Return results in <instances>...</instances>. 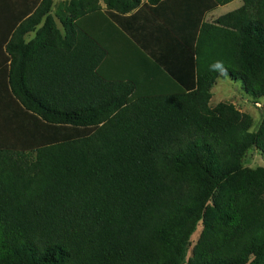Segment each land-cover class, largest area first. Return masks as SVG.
I'll return each mask as SVG.
<instances>
[{
    "label": "trees",
    "instance_id": "obj_1",
    "mask_svg": "<svg viewBox=\"0 0 264 264\" xmlns=\"http://www.w3.org/2000/svg\"><path fill=\"white\" fill-rule=\"evenodd\" d=\"M231 1L64 0L61 31L53 0H0V264H264V118L210 106L219 76L264 97V0L204 19ZM145 7L188 68L132 98L104 33L132 45L115 16Z\"/></svg>",
    "mask_w": 264,
    "mask_h": 264
},
{
    "label": "crops",
    "instance_id": "obj_2",
    "mask_svg": "<svg viewBox=\"0 0 264 264\" xmlns=\"http://www.w3.org/2000/svg\"><path fill=\"white\" fill-rule=\"evenodd\" d=\"M58 1L59 0H53L50 12L54 18L57 27L62 31L61 24L58 18L54 15V11L56 10L54 4L58 3ZM144 1L145 0H142V2ZM233 1L236 2L237 7L242 5V0ZM25 2L27 4L32 5L33 2L38 3L39 0H25ZM101 6L102 8H104V4ZM220 6L206 12L204 15V19L210 20L222 13L229 11H222V13L219 14L214 13V11ZM33 8L30 9L28 13H31ZM115 17H117V21L120 25L125 26L128 28L129 31L134 32L135 41L133 40L132 45H135V48L123 37L122 34L118 32L117 28L116 30L113 27L110 32L112 34H108V32L104 33V35H111V39H108V42H105V47L109 51V54L104 58L102 65L107 64L109 60L112 61L114 54H119L123 52V43L126 41L130 45L129 52L132 54V63H134L135 68L140 72V76L138 75V73L137 76H135V81L138 83L141 89L157 88L162 90L163 88H174L175 80L171 79L164 71V66L162 65L161 61H163L165 64L171 63L174 65V63H177L178 66L182 69H184V67L188 68V65H186L184 62V50L182 51V49L177 47L176 38L166 31L165 22L162 20V18H160L159 15H156V17H154L150 12V9L147 7L138 8L129 13L121 14L120 16ZM40 25L41 23L39 24V26ZM34 37L35 30H31L23 36V39L25 42H29ZM1 55L2 57L3 55H7L4 49V45L0 49V56ZM8 63L9 61L7 62V64ZM117 78L133 79V75H130V73H128L127 75H122Z\"/></svg>",
    "mask_w": 264,
    "mask_h": 264
},
{
    "label": "rangeland",
    "instance_id": "obj_3",
    "mask_svg": "<svg viewBox=\"0 0 264 264\" xmlns=\"http://www.w3.org/2000/svg\"><path fill=\"white\" fill-rule=\"evenodd\" d=\"M62 0H59L58 3L54 4L55 8L60 4ZM100 4L102 2L100 1ZM237 7L235 1L227 3L220 6L214 11V13L219 14L222 11L231 10ZM94 27L97 29L99 24L95 22ZM130 46L127 45V42H124L123 52L119 54H114V57L108 61L107 64L101 66L102 73L106 76L120 77L122 75H133L140 76V72L135 68L134 63H132V54L129 52ZM99 69V71H101ZM140 87L136 84V88L131 94V97L134 98L140 93ZM257 101V103H255ZM218 102H226L233 104L240 112L245 113L252 119L251 129H256L260 121L264 118V97L258 99H253L247 92L242 88V83L240 80H232L227 76H219L216 78L214 84L211 87V98L210 106L215 105ZM244 165L250 168H255L257 166L264 167V153H262L258 148L253 146L247 153L246 158L244 159ZM202 227V222H198L196 230L191 234L190 241L191 245L187 251V258L191 255L192 247L195 244L200 230Z\"/></svg>",
    "mask_w": 264,
    "mask_h": 264
}]
</instances>
